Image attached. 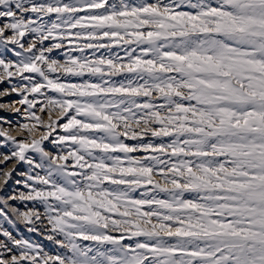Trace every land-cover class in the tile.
<instances>
[{"label": "snow or ice", "instance_id": "obj_1", "mask_svg": "<svg viewBox=\"0 0 264 264\" xmlns=\"http://www.w3.org/2000/svg\"><path fill=\"white\" fill-rule=\"evenodd\" d=\"M0 84V264H264V0H0Z\"/></svg>", "mask_w": 264, "mask_h": 264}, {"label": "rangeland", "instance_id": "obj_2", "mask_svg": "<svg viewBox=\"0 0 264 264\" xmlns=\"http://www.w3.org/2000/svg\"><path fill=\"white\" fill-rule=\"evenodd\" d=\"M6 85L5 84H0V90H3V88H5ZM17 97H15V95H11V96H8V97H4V98H0V102H4V101H11V100H14L16 99ZM0 116H5L7 118H10L13 120V122H15L18 117H16L15 115H13L12 113H9V112H5L3 110H0ZM0 151H3V149H0ZM5 227H9L7 225H5ZM22 232H23V228L20 229ZM15 234V233H14ZM25 235H27V233H25Z\"/></svg>", "mask_w": 264, "mask_h": 264}]
</instances>
